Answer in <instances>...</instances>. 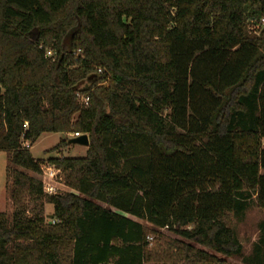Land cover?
I'll return each instance as SVG.
<instances>
[{
	"label": "trees",
	"instance_id": "1",
	"mask_svg": "<svg viewBox=\"0 0 264 264\" xmlns=\"http://www.w3.org/2000/svg\"><path fill=\"white\" fill-rule=\"evenodd\" d=\"M262 19L264 0H0V152L14 209L0 213V264L240 257L231 218L252 200L264 211ZM50 134L89 142L84 157L46 161L70 190L53 196L15 169L40 175L30 148ZM138 221L189 244L148 251ZM241 261L264 264V219Z\"/></svg>",
	"mask_w": 264,
	"mask_h": 264
},
{
	"label": "rangeland",
	"instance_id": "2",
	"mask_svg": "<svg viewBox=\"0 0 264 264\" xmlns=\"http://www.w3.org/2000/svg\"><path fill=\"white\" fill-rule=\"evenodd\" d=\"M253 33V32H252ZM254 34V33H253ZM78 53V52H77ZM103 71V70H101ZM98 73V70H96ZM83 86L86 87L84 84ZM84 94H78L80 98ZM74 134H50V135H43L41 136L30 148V153L32 158L35 161H42L46 164V161L50 158H61V157H84L87 148L79 147L76 145H68L63 147L56 152H50L58 143L59 141H70ZM264 145V141H263ZM10 167V157L8 154L4 152H0V213H4L7 215L9 219H11L12 214L14 213V209L11 206L8 197H7V187L9 186L10 180L6 174V168ZM13 168V167H11ZM18 171H21L25 174H28L36 179L40 180V175H35L30 172L24 171L20 168H15ZM61 179V177H60ZM58 193H69L70 190L63 186L62 181L58 180L55 184ZM99 206L103 207L104 205L99 204ZM51 214V207L46 206L44 210L45 217ZM264 219V211L259 210L256 208L253 200L249 202L247 209L244 211L242 216L232 217L231 223L236 232L238 241L242 245V255L240 257H234L225 259L227 264H243L242 258L248 256L252 245L257 241L258 238V225ZM142 224L147 230L148 235L146 237L147 246L146 249L151 251L156 248V246H163L164 243H185L189 244L175 235L168 230L162 229H155L144 222L138 221ZM198 249H202L198 246H195ZM206 252L208 250L202 249ZM210 253V252H208ZM212 254V253H210ZM220 258V256H217Z\"/></svg>",
	"mask_w": 264,
	"mask_h": 264
},
{
	"label": "built area",
	"instance_id": "3",
	"mask_svg": "<svg viewBox=\"0 0 264 264\" xmlns=\"http://www.w3.org/2000/svg\"><path fill=\"white\" fill-rule=\"evenodd\" d=\"M261 25L264 26V19L261 20ZM52 53L51 51L46 52V57H51ZM102 71L98 70V74H100ZM80 102L84 105V107L88 106L89 100L86 96H82L80 98ZM81 135L79 134H74L71 138H78ZM22 146L24 148H29V143L25 142L22 144ZM40 182L42 185V190L43 193L47 196H53L55 194H57V189L55 187L56 182L60 179V171L55 169V167L48 165V164H44L41 166L40 168ZM162 230H166V228L162 229Z\"/></svg>",
	"mask_w": 264,
	"mask_h": 264
},
{
	"label": "water",
	"instance_id": "4",
	"mask_svg": "<svg viewBox=\"0 0 264 264\" xmlns=\"http://www.w3.org/2000/svg\"><path fill=\"white\" fill-rule=\"evenodd\" d=\"M1 92H2V90H1V87H0V95H1ZM69 144L87 148L88 145H89L88 137L86 135H81L78 138L71 139L69 141Z\"/></svg>",
	"mask_w": 264,
	"mask_h": 264
},
{
	"label": "crops",
	"instance_id": "5",
	"mask_svg": "<svg viewBox=\"0 0 264 264\" xmlns=\"http://www.w3.org/2000/svg\"><path fill=\"white\" fill-rule=\"evenodd\" d=\"M32 148V147H31Z\"/></svg>",
	"mask_w": 264,
	"mask_h": 264
}]
</instances>
